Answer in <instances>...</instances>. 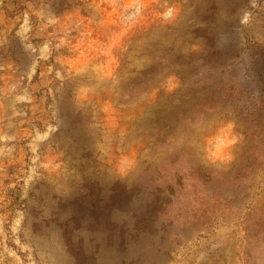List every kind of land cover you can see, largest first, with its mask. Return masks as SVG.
<instances>
[{"label":"rangeland","instance_id":"1","mask_svg":"<svg viewBox=\"0 0 264 264\" xmlns=\"http://www.w3.org/2000/svg\"><path fill=\"white\" fill-rule=\"evenodd\" d=\"M4 1L0 264H264V0Z\"/></svg>","mask_w":264,"mask_h":264},{"label":"trees","instance_id":"2","mask_svg":"<svg viewBox=\"0 0 264 264\" xmlns=\"http://www.w3.org/2000/svg\"><path fill=\"white\" fill-rule=\"evenodd\" d=\"M24 1L25 0H5L4 1V6L5 8H22L24 6ZM264 178V176H263ZM260 194H262V196L264 197V186L262 189H260ZM124 194L119 197L118 196V200H124ZM126 200L128 201V199H125L124 201L126 202ZM123 201V202H124ZM168 205L167 203V193L165 192V188H159L158 190H156V192L154 193V197L151 200V206L149 209V214H148V218L143 220L146 221V224H148V228L149 229H154L153 227V223L158 219L160 212H162V210L164 208H166V206ZM261 217L259 218L258 221H256V223H254L255 225H258L259 228V233L263 234V242H264V211H261ZM106 217L107 220H110V218H108V213L106 211ZM247 235L248 238L252 237L253 234H251V232L247 231ZM250 233V234H249Z\"/></svg>","mask_w":264,"mask_h":264}]
</instances>
